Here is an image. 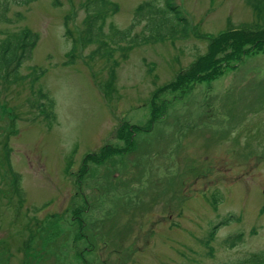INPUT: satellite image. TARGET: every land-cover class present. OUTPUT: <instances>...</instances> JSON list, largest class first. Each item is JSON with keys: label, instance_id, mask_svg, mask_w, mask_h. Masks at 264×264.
Listing matches in <instances>:
<instances>
[{"label": "rangeland", "instance_id": "1", "mask_svg": "<svg viewBox=\"0 0 264 264\" xmlns=\"http://www.w3.org/2000/svg\"><path fill=\"white\" fill-rule=\"evenodd\" d=\"M112 1L106 32L166 5ZM174 2L187 37L127 57L80 42L85 0L0 21V39L39 36L0 80V264H264V19L246 0Z\"/></svg>", "mask_w": 264, "mask_h": 264}, {"label": "trees", "instance_id": "2", "mask_svg": "<svg viewBox=\"0 0 264 264\" xmlns=\"http://www.w3.org/2000/svg\"><path fill=\"white\" fill-rule=\"evenodd\" d=\"M33 1L34 0H0V21L8 20L7 13L12 4L28 5ZM164 1L166 3L165 6L152 1L143 2L136 11L135 20L127 28L121 29L111 23V31L106 32L105 27L107 25V19L110 14H114L118 11L119 5L112 0H85L87 17L85 26L80 35V42L84 46L97 43L98 47L95 53L99 55L110 57L119 49L123 51V56L127 57V52L139 45L162 42L170 38H186L189 31L187 18L174 0ZM246 1L254 6L264 19V0ZM54 2L57 4L59 0H54ZM143 18H145L146 21L143 32L133 33L135 27L140 24ZM244 37L245 39L240 42V46L248 43V37L246 35H244ZM219 38L222 40L211 42L210 49L213 48L215 51V49L219 48L221 42L225 39V35ZM38 39V34L28 29L19 33L7 35L5 38L0 39V80L18 82L22 78V75H19L20 67L25 59L31 57ZM111 42L115 44L116 47L111 46ZM123 42L126 44L123 45ZM234 52L240 55L248 51L245 50L241 52L235 50ZM202 58L212 57H201V59ZM196 66L197 65H194V67ZM211 66H213V64H211ZM194 67L192 66L191 68H193L194 72H197ZM202 70H205V68L201 66L200 71ZM189 74L187 76H189ZM193 78H195L194 73ZM113 79L114 72L112 75L111 71V80ZM178 79L179 77L176 78L174 82L175 85ZM5 149L9 154V149L6 147ZM15 177L17 182L18 174L15 175ZM17 193L20 195L23 193L20 184L17 188ZM240 237L241 234L230 237L227 241L233 240L234 242ZM263 256V254H259L252 257L259 260V257L263 259Z\"/></svg>", "mask_w": 264, "mask_h": 264}]
</instances>
